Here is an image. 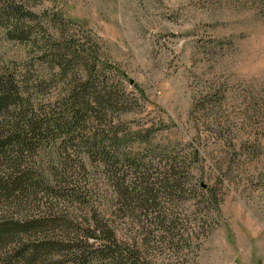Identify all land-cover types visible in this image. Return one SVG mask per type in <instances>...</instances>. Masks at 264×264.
<instances>
[{"label": "rangeland", "instance_id": "374dc122", "mask_svg": "<svg viewBox=\"0 0 264 264\" xmlns=\"http://www.w3.org/2000/svg\"><path fill=\"white\" fill-rule=\"evenodd\" d=\"M26 4L45 23L40 47L10 40L0 28V68H20L24 91L49 105L85 80L96 59L108 62L117 70L96 83L113 99L102 128L149 132L156 160L199 153L186 177L189 189L169 202L162 198L159 206L177 212L176 236L153 227L157 212L129 210L138 224L130 227L123 221L126 212L113 207L109 216L117 221L119 238L127 241L139 232L151 264H264V0ZM61 16L68 21L59 22ZM69 40L79 51L66 48L63 59L55 49ZM57 157L59 151L44 146L28 153L26 162L49 171ZM201 181L217 194L216 206L210 193L196 194ZM0 198V215L22 214ZM44 205H33L31 212Z\"/></svg>", "mask_w": 264, "mask_h": 264}, {"label": "trees", "instance_id": "16d2710c", "mask_svg": "<svg viewBox=\"0 0 264 264\" xmlns=\"http://www.w3.org/2000/svg\"><path fill=\"white\" fill-rule=\"evenodd\" d=\"M36 1L0 0V28L10 40L38 48L46 37L45 23L26 4ZM61 18V23L68 21ZM79 47L69 40L55 50L66 59L62 50ZM91 68L85 80L49 105L23 90L20 68H0V197L22 211L0 215V264H151L142 254L139 232L127 241L119 238L117 221L109 216L113 207L117 214L126 212L123 221L130 227L138 224L128 217L129 210L139 207L145 216L157 212L153 227L176 236L177 212L159 206L162 198L169 202L189 189L186 177L199 153L194 149L189 157L156 160L149 132L102 128L113 99L110 92L102 95L96 83L117 68L97 59ZM117 88L127 97L125 87ZM44 146L59 151V157L49 171L38 172L26 158ZM196 188L197 195L210 193L211 204H218L205 183ZM40 203L44 209L31 212Z\"/></svg>", "mask_w": 264, "mask_h": 264}]
</instances>
